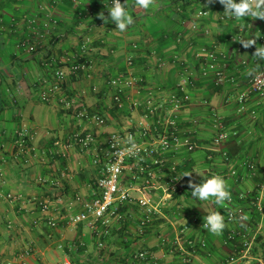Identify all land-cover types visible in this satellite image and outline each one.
Masks as SVG:
<instances>
[{
	"label": "crops",
	"instance_id": "crops-1",
	"mask_svg": "<svg viewBox=\"0 0 264 264\" xmlns=\"http://www.w3.org/2000/svg\"><path fill=\"white\" fill-rule=\"evenodd\" d=\"M181 3L184 18L178 22L176 10ZM128 5L134 23L121 32L109 14L101 17L99 1L0 0V188L15 197H0V264L28 247L32 248L26 256L30 264H60L64 258L73 264H137L131 257L134 253L148 248L162 256L159 234L174 240L183 226H188L187 238L198 245L205 240L211 250L210 255L203 250L190 264H221L230 255H241V239L224 244L228 231L237 225L227 224L220 235L203 229L202 217L222 205L194 199L190 186L212 175H221L227 181L231 196L245 205L252 226L249 254L234 264H260L264 261V102L248 92L249 67L260 65L254 56L260 44L248 48L241 44L238 53L231 36H264V19L222 20L224 7L219 0H154L148 9L135 6L134 0H128ZM200 10L207 14L196 18ZM43 11H52L59 19L46 45L47 55L58 65L67 67L81 43L87 41L92 46L89 74L76 79L67 73L64 86L48 102L42 101L41 91L46 82L54 80L57 66L49 69L40 54L16 47V41L24 36L25 19ZM11 19L18 22L14 31L8 26ZM196 42L214 49L237 82L216 85L210 77L201 75ZM130 57L134 58L131 69L144 79L145 89L138 93L124 87L127 103L118 110L113 106L116 89L110 80L130 67ZM242 58L250 61L249 67L241 64ZM187 75L191 103L179 113L180 126L185 132L194 129L195 117L201 124L192 137L196 145L193 152L183 148L178 154H162L165 169L152 191L162 215L156 216L144 236L138 235L142 211L135 200L144 186L142 181L131 180L134 169L130 165L122 175L121 186L131 198L114 204L116 215L111 218L108 234L92 221L69 225L70 215L79 212L82 202L93 195L100 168L93 159L101 146L82 148L72 142L71 136L95 132L104 141L136 125L142 113L131 106L132 102L142 103L148 90L168 94ZM242 93L247 94L244 101L240 100ZM84 108L91 115L96 111L103 114L106 124L98 127L91 118H81L79 113ZM252 110L257 111L256 117L251 115ZM212 111L222 117L231 133L218 146L213 143L216 131ZM21 130L28 132L30 141L25 155L18 157L16 138ZM245 160L255 165V177H244ZM172 165L176 166L178 181L175 190H168ZM232 170L237 176L228 175ZM186 173L190 174L182 176ZM44 177H59L64 186L53 189L39 181ZM254 202H260V206ZM50 218L58 221L56 239L63 240V249L57 248V240L46 237ZM164 260L166 264H186L173 254H166Z\"/></svg>",
	"mask_w": 264,
	"mask_h": 264
},
{
	"label": "built area",
	"instance_id": "built-area-1",
	"mask_svg": "<svg viewBox=\"0 0 264 264\" xmlns=\"http://www.w3.org/2000/svg\"><path fill=\"white\" fill-rule=\"evenodd\" d=\"M20 2L21 0H17ZM73 1V0H64ZM124 3V0H121ZM102 13L109 14L108 9L111 8V0H102ZM207 14L206 10H200L196 13L195 17L200 18ZM83 13H80V17ZM222 20L228 19L225 14H221ZM235 19V18H234ZM59 25V19L52 11H43L41 14L33 13L29 15L23 24L24 36L16 41V47L30 54H40L44 60L45 65L51 69L56 61L52 58V62L48 61L49 55L47 52L49 48L46 46L47 42L53 35L56 27ZM9 29L14 31L18 27L16 19H11L8 23ZM1 28V25H0ZM243 38L241 33L231 36L232 42L236 46L238 53H241L242 46L239 42ZM258 44L264 46V36L257 38ZM196 57L199 62L200 74L205 77H210L216 85H221L225 82L236 83V78L231 76L229 68L221 63V57L218 53L207 45L197 42L195 44ZM92 46L86 41L79 45L78 53L74 60L70 61L67 67L58 66L55 68V78L52 82L45 83L44 89L41 91V99L43 102H48L51 98L62 89V83L65 80L67 73L70 75L78 76L89 74L92 65L91 54ZM134 60L132 57L128 59L130 67L121 74L113 77L110 83L115 87L112 102L113 106L118 110L122 109L127 103V97L124 95V87L132 89L136 92H142L145 89L144 79L134 72L131 67ZM241 64L244 67H249L250 61L241 59ZM260 65H256L257 72L250 75L249 79V93H254L258 96L259 101L264 102V85L258 83L257 77L264 75V61H260ZM250 71V67H249ZM190 76L187 75L183 78L176 87L169 91L168 94H159L154 90H148L145 100L141 102H132L131 106L138 108L142 115L136 125L129 127L123 131H117L110 135L106 140L102 141L98 138L95 132L76 133L71 136L72 142L82 148H90L94 145H101L98 153L93 159L94 164L98 165L99 176L94 183L93 195L90 199L82 202V209L74 214H71L68 219V224L77 226L86 221H92L96 226L101 225L103 234H108L111 223V218L116 215L114 204L119 200H127L131 197L122 189L121 181L124 171L131 165L134 171L131 173L130 178L132 181H142L144 191L141 196L136 198L135 203L142 211L140 223L138 226V235L144 236L147 228L152 225L157 215H162L161 208L158 207L153 198V186L156 181L162 177L163 170L165 169V162L162 158L163 153L171 152L178 154L185 148L187 153L193 152L196 145L192 140L195 134V128L199 127L201 120L199 117L192 119L194 129L183 131L180 126V111L191 103V96L187 90V83ZM247 94L242 93L240 100L244 101ZM70 105V103H68ZM257 111L252 110L251 115L256 117ZM79 116L81 118H91L98 127L106 124V117L95 112L90 114L87 108H84ZM212 125L216 131L213 137L214 145H221L228 140L231 133L227 131L225 122L222 117L215 111L211 112ZM29 134L26 130H21L17 133L16 144L19 148V156L25 155L29 147ZM131 136L135 143V148L128 151L131 145L127 144V138ZM228 160L229 157H226ZM247 171L244 177H255L256 167L248 160L244 161ZM170 174L167 176V189L175 190L178 181V173L176 166L172 165ZM237 171L232 170L228 175L237 176ZM41 183H47L53 189H61L64 185L62 179L57 178H41ZM0 197L13 200L14 195L5 193L0 188ZM242 198V197H240ZM243 199V198H242ZM257 207L260 202H254ZM225 216V224L237 225V228L230 229L224 239V244L229 245L241 239V255H230L221 264H234L237 263L241 257L249 254L252 247V226L248 223L246 215V207L243 203H238L235 198L231 196V200L224 202V204L217 209ZM216 211V210H215ZM207 215V214H206ZM204 215L201 219L200 225L203 229H207L204 223ZM49 230L46 234L47 239L56 241V246L59 249L64 248L62 239H56L55 229L58 226V221L50 218L47 221ZM188 226H183L178 230V235L174 240L168 238L163 234H159V248L163 252L162 256L153 249H142L134 253L131 257L137 264H166L164 258L166 254H173L179 256L183 262L190 264L200 258V248L204 250L207 255L211 254V250L205 245V240L201 241L198 245L195 240L186 237V230ZM100 246L103 243L100 242ZM32 253V248L28 247L23 250L17 257L6 262V264H30L26 256ZM264 264V261H260ZM60 264H73L69 258H64ZM131 264V263H130Z\"/></svg>",
	"mask_w": 264,
	"mask_h": 264
},
{
	"label": "clouds",
	"instance_id": "clouds-1",
	"mask_svg": "<svg viewBox=\"0 0 264 264\" xmlns=\"http://www.w3.org/2000/svg\"><path fill=\"white\" fill-rule=\"evenodd\" d=\"M223 5V13L228 19L251 17L252 19L260 18L264 19V0H219ZM135 6L142 9H148L153 5L154 0H134ZM111 8L108 9L110 21L114 22L115 26L121 31H125L129 26L134 23L133 16L130 14L128 0H111ZM103 18V13L101 14ZM107 20V19H106ZM261 36L255 34L256 38H242L239 40L245 48L256 45L257 38ZM254 56L260 61H264V46L255 48ZM258 66L250 68L249 75H253L257 72ZM258 83L264 85V75L257 77ZM127 144L131 145L128 151H132L135 148L134 140L131 136L127 138ZM190 173H186L182 176H187ZM193 189L191 195L194 199L200 201L212 200L216 205H223L224 202L231 200V192L228 188L227 181L221 175H212L200 184H191ZM204 223L207 226L208 231L214 235H220L226 224L225 216L220 211H210L206 217H204Z\"/></svg>",
	"mask_w": 264,
	"mask_h": 264
},
{
	"label": "trees",
	"instance_id": "trees-1",
	"mask_svg": "<svg viewBox=\"0 0 264 264\" xmlns=\"http://www.w3.org/2000/svg\"><path fill=\"white\" fill-rule=\"evenodd\" d=\"M94 1H99L100 3H101V5H102V0H94ZM187 1H185V3H186ZM182 5H183V3H181V7H179L178 6V9L176 10V16H178V18L176 19L178 22H180L181 20H183V18H184V14H183V8H182ZM184 6V5H183ZM197 43V42H196ZM195 43V44H196ZM196 46V45H195ZM208 47V46H207ZM210 48V47H209ZM50 58H51V56H49V58H48V61L49 62H52V60H50ZM257 58V57H256ZM258 59V58H257ZM133 60H134V58H133ZM67 64H70V62L68 63L67 62ZM55 66H61V65H58L57 63H55V65H53L52 66V68L53 67H55ZM198 66H199V62H198ZM62 67V66H61ZM51 68V69H52ZM72 77H75L76 79H79V78H81L83 75H82V73H80L78 76H75V75H71ZM64 86V81H63V83H62V87ZM225 122V121H224ZM225 126H226V123H225ZM228 127V126H227ZM227 127H226V129H227ZM228 130V129H227ZM238 134V133H237ZM236 134V135H237ZM153 222H154V220H153ZM153 222H152V224H153ZM148 230L150 229V227H148L147 228ZM148 230H147V232H148ZM146 232V233H147ZM200 250V252H202L203 250L200 248L199 249Z\"/></svg>",
	"mask_w": 264,
	"mask_h": 264
},
{
	"label": "rangeland",
	"instance_id": "rangeland-1",
	"mask_svg": "<svg viewBox=\"0 0 264 264\" xmlns=\"http://www.w3.org/2000/svg\"><path fill=\"white\" fill-rule=\"evenodd\" d=\"M66 2V1H65ZM68 2H70V1H68Z\"/></svg>",
	"mask_w": 264,
	"mask_h": 264
}]
</instances>
